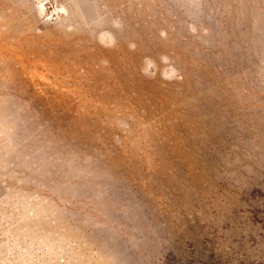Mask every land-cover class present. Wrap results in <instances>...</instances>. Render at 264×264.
Wrapping results in <instances>:
<instances>
[{
    "label": "rangeland",
    "instance_id": "obj_1",
    "mask_svg": "<svg viewBox=\"0 0 264 264\" xmlns=\"http://www.w3.org/2000/svg\"><path fill=\"white\" fill-rule=\"evenodd\" d=\"M264 264V0H0V264Z\"/></svg>",
    "mask_w": 264,
    "mask_h": 264
},
{
    "label": "trees",
    "instance_id": "obj_2",
    "mask_svg": "<svg viewBox=\"0 0 264 264\" xmlns=\"http://www.w3.org/2000/svg\"><path fill=\"white\" fill-rule=\"evenodd\" d=\"M216 264H222V263H220V262H217Z\"/></svg>",
    "mask_w": 264,
    "mask_h": 264
}]
</instances>
